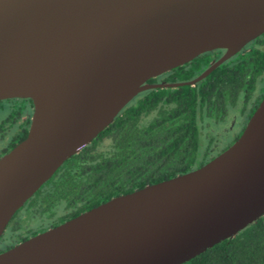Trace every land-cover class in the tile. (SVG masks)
Instances as JSON below:
<instances>
[{"label":"water","instance_id":"95a60500","mask_svg":"<svg viewBox=\"0 0 264 264\" xmlns=\"http://www.w3.org/2000/svg\"><path fill=\"white\" fill-rule=\"evenodd\" d=\"M264 31V0H0V99L28 97L0 157L13 213L139 91L194 84ZM213 48L190 80L147 79ZM264 213V95L239 137L192 170L116 195L0 251V264H180Z\"/></svg>","mask_w":264,"mask_h":264},{"label":"trees","instance_id":"16d2710c","mask_svg":"<svg viewBox=\"0 0 264 264\" xmlns=\"http://www.w3.org/2000/svg\"><path fill=\"white\" fill-rule=\"evenodd\" d=\"M257 38L264 42V32ZM218 50L202 52L146 82L189 80L214 60ZM258 50L257 57L255 47L237 53L194 84L156 86L136 93L27 198L23 206L32 209L34 224L20 230L19 224L12 223L0 237V251L116 195L204 164L218 152L202 143L205 117L220 103L228 85L242 83L245 69L238 65L243 58L252 56L264 64V49ZM180 264H264V213L234 236Z\"/></svg>","mask_w":264,"mask_h":264},{"label":"flooded vegetation","instance_id":"af4514ba","mask_svg":"<svg viewBox=\"0 0 264 264\" xmlns=\"http://www.w3.org/2000/svg\"><path fill=\"white\" fill-rule=\"evenodd\" d=\"M257 36L248 41L237 52L225 60L230 58L234 59L237 56V53L244 54L246 52H250L253 47H255L254 52L256 53L255 57H257V53L259 51L258 48L264 49L262 47L264 46V42L259 40ZM247 44L250 45L247 46ZM216 49L219 50L218 53H216L217 55L215 53L212 55L214 60L201 69L197 75L215 62L225 52V48ZM242 60H244V63L238 65H242V67L244 66L245 69V75L242 83L240 86L238 85L239 83L228 85L223 91L224 96L221 97L220 103L217 106H214L205 117L206 120L204 122V136L202 143H204V145L211 144V149L218 151L211 158L226 149L239 137L250 116L258 107L264 95V64L255 62L252 56H249L247 60L245 58ZM233 66L234 65L231 67ZM154 83L167 82L158 81ZM32 112L33 102L28 97H10L0 99V157L27 135ZM23 205L24 203L13 213L0 237L5 234L6 229H8L12 223H16L17 225L19 224L20 230H26L29 226L34 224L32 209L26 208V206ZM30 236L32 235H29L26 238ZM5 244H7V242ZM5 249L7 248H4V250Z\"/></svg>","mask_w":264,"mask_h":264}]
</instances>
